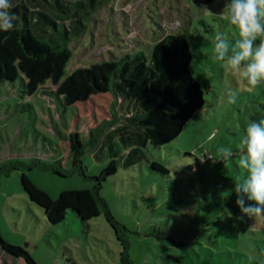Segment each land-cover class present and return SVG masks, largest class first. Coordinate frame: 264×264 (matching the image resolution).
Returning a JSON list of instances; mask_svg holds the SVG:
<instances>
[{
	"label": "rangeland",
	"instance_id": "374dc122",
	"mask_svg": "<svg viewBox=\"0 0 264 264\" xmlns=\"http://www.w3.org/2000/svg\"><path fill=\"white\" fill-rule=\"evenodd\" d=\"M229 2L199 7L190 0H106L84 18V33L68 43L73 57L64 79L78 69L117 62L124 53L143 51L150 60L154 44L183 35L206 100L176 140L148 145L142 161L127 170L120 166L99 192L95 177L112 153L103 143L126 127L128 112L120 101L101 94L67 106L51 84L33 95L20 80L0 86V235L7 243L37 264H123L124 252L132 264H264V218H249L236 204L233 181L245 170L236 156L223 163L218 155L221 146L237 151L247 121L264 118L254 107L264 109V86L251 90L213 57L216 34L238 38L226 18L214 17ZM62 34L56 40L64 47ZM229 90L239 93L234 105L227 103ZM76 136L84 145L82 168L72 170ZM206 152L215 159L211 164L203 160ZM151 162L170 173L152 171ZM22 175L53 200L64 191H94L99 217L87 225L69 211L61 224H49L24 191ZM0 264L27 262L0 248Z\"/></svg>",
	"mask_w": 264,
	"mask_h": 264
},
{
	"label": "trees",
	"instance_id": "16d2710c",
	"mask_svg": "<svg viewBox=\"0 0 264 264\" xmlns=\"http://www.w3.org/2000/svg\"><path fill=\"white\" fill-rule=\"evenodd\" d=\"M190 1L201 7L215 0ZM11 2L13 8L10 11L19 20L14 29L0 30V86L20 80L28 94L33 95L41 87L51 84L57 87V94L67 106L85 103L97 95L111 94L128 112L126 127L121 126L116 138L111 135L103 143L112 152L111 161L95 177L96 191H100L108 177L118 173L120 166L127 170L142 161L148 145L162 147L176 140L184 126L205 108L202 84L190 70L193 55L185 36H165L151 47L150 60L143 51L124 53L117 62L78 69L64 79L73 57L68 43L81 37L85 29L84 18L90 11L102 8L106 0ZM61 29L67 42L64 47L56 40ZM72 148L76 157L72 170H76L82 168L84 150L77 136L73 137ZM207 163L211 164V161ZM149 168L162 175L170 173L158 162H151ZM52 169L66 177L60 168ZM21 185L31 201L44 210L51 225L64 222L69 211L87 225L100 215L94 191H64L53 200L25 175L21 177ZM111 226L118 233L117 228ZM0 248L15 257L24 256L27 264H37L28 252L7 243L1 235ZM123 259V264H132L126 252Z\"/></svg>",
	"mask_w": 264,
	"mask_h": 264
},
{
	"label": "clouds",
	"instance_id": "9594fccd",
	"mask_svg": "<svg viewBox=\"0 0 264 264\" xmlns=\"http://www.w3.org/2000/svg\"><path fill=\"white\" fill-rule=\"evenodd\" d=\"M11 0H0V30L14 29L19 17L10 9ZM214 16L209 10L203 9ZM218 18H226L238 32V38L232 41L224 33L214 37L213 57L223 63L228 71L246 81L251 90L264 86V0H230ZM237 90H229L227 103L234 105L238 99ZM256 111H264L259 105ZM217 135L213 131L208 140ZM237 151L221 146L218 155L224 162H230L234 156L238 167L245 170L243 176L233 181L237 195L236 204L243 215L252 219L264 218V118L249 119L243 134L239 137ZM245 200L251 201L245 205Z\"/></svg>",
	"mask_w": 264,
	"mask_h": 264
},
{
	"label": "built area",
	"instance_id": "2783aa9c",
	"mask_svg": "<svg viewBox=\"0 0 264 264\" xmlns=\"http://www.w3.org/2000/svg\"><path fill=\"white\" fill-rule=\"evenodd\" d=\"M203 160H204L205 162H208V161L213 162L215 159H214V157H213L212 154H209V153L206 152V153L204 154V158H203Z\"/></svg>",
	"mask_w": 264,
	"mask_h": 264
},
{
	"label": "water",
	"instance_id": "95a60500",
	"mask_svg": "<svg viewBox=\"0 0 264 264\" xmlns=\"http://www.w3.org/2000/svg\"><path fill=\"white\" fill-rule=\"evenodd\" d=\"M190 169H192V167H189Z\"/></svg>",
	"mask_w": 264,
	"mask_h": 264
}]
</instances>
